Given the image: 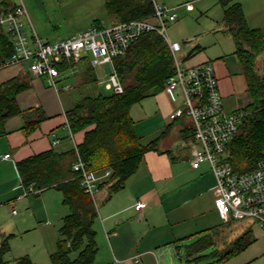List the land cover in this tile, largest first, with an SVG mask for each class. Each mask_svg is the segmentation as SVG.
<instances>
[{"label": "crops", "instance_id": "crops-1", "mask_svg": "<svg viewBox=\"0 0 264 264\" xmlns=\"http://www.w3.org/2000/svg\"><path fill=\"white\" fill-rule=\"evenodd\" d=\"M216 1L219 4L218 0ZM237 1L242 6L247 24L250 27L259 28L264 36V0ZM7 2L11 5L17 0H7ZM172 6L174 12L180 8L186 11L194 9L193 1L189 0ZM220 7L222 9L221 5ZM110 15L112 16L111 21L105 24L115 21V16ZM28 23L30 24L29 20ZM211 30H213L212 36H231L225 30L222 16L221 24L212 27ZM183 46L186 50L185 54L181 55L187 64L208 61L213 65L225 110L232 111L242 108L251 101L246 90V80L241 65L233 54L234 48L224 51L219 45L216 46L218 52H214L210 49L214 45L187 41L183 42ZM78 64L84 66L83 72H78L80 81L97 80L95 66L89 64L91 69H87L86 60ZM78 64L71 69L72 73L77 71ZM67 69L69 68L65 70ZM63 71L56 78L54 85L47 76L32 74L25 63L0 66V83L14 78L26 84L14 96L19 112L9 115L0 124V130H3L0 134V201L5 200L10 203L13 201L12 198H18L22 194L40 196L47 190L60 193L55 187H47L38 191L32 184L25 187L16 163L33 154L49 151L57 163L56 169L65 173L75 160L76 150L74 148L81 141L83 131L69 134L65 127V112L78 99L89 94H82L78 99L69 92L64 94L71 86L65 83V80L63 81V78L68 77V74L62 75ZM66 84L69 85L68 88L64 87ZM134 105L137 108H134ZM174 105L175 102L171 100L168 92L162 88L130 107L131 112L134 109L138 110H134L137 113L136 118L143 123L140 135L135 130L140 141L147 143L158 137L155 148L144 153L136 171L126 179L122 188L107 196V188L98 186L94 203L97 211L96 217L100 222L104 239L107 240L108 252L116 264H153L154 259L147 255L154 256L153 248L172 238L174 224L183 223L185 225V220L193 216L200 217L206 211L213 213L216 220L221 219L214 206L213 174L207 173L201 165L198 168L191 167L190 158L193 150L191 122L186 117L170 118L169 113ZM41 116L42 119L36 127L30 133H25L22 129L25 123ZM131 116L133 118V115ZM135 121L136 119H134V129L137 125ZM54 135L58 138V142L52 145ZM141 136L146 138L145 142L141 140ZM5 153H9V156L4 157ZM15 176L16 179L19 177V184L13 178ZM103 179L104 177L100 178V182ZM19 188L22 189L19 195L12 197L13 192L18 191ZM29 188L34 191H29ZM209 192L211 195L208 196L206 205L198 202L199 198L204 194H210ZM137 200L143 202L142 208L138 210L134 207ZM11 213L16 214V211L12 209ZM94 221L96 239L98 230L94 227ZM237 221L239 220L223 222L225 227L232 226L236 232ZM204 222L201 220L199 224H204ZM243 231H240L239 235ZM8 234L14 235L12 232ZM237 236L235 235V238ZM96 243V254H98L100 248L97 239ZM94 264H97L96 260Z\"/></svg>", "mask_w": 264, "mask_h": 264}, {"label": "trees", "instance_id": "trees-1", "mask_svg": "<svg viewBox=\"0 0 264 264\" xmlns=\"http://www.w3.org/2000/svg\"><path fill=\"white\" fill-rule=\"evenodd\" d=\"M218 2L223 9L225 30L234 43L233 54L241 65L246 90L251 98L243 107L247 114L228 143L226 159L233 169L246 171L253 168L264 155V36L259 28L247 24L240 2ZM9 5L7 0H0V11ZM104 6L109 14L115 16L114 22L145 17L153 10L152 0H105ZM11 51V43L0 29V62ZM113 63L123 85L122 92L84 95L65 112L71 132L83 131V137L76 147L80 158L87 162V168L97 175L105 170L110 171L98 184L100 188H107V196L122 188L126 179L136 171L144 153L155 148L158 137L147 143L140 141L130 107L163 88L171 72L172 59L163 39L154 32H145ZM68 66L69 63L65 61L57 65L60 72ZM86 68L91 69L87 59ZM25 85L14 78L0 83V124L9 115L19 112L14 96ZM41 119L42 116L28 120L22 129L30 133ZM53 157L49 151H45L16 163L25 187L32 184L37 191L55 187L61 193L62 203L69 208L58 229L56 249L49 254L50 264H94L97 253L96 231L93 228L97 216L96 205L81 188L71 164L68 172L61 173L56 169L57 163ZM230 221L232 219L227 222ZM250 233V228L245 229L235 238L231 248L222 253V257L243 250L253 241ZM11 235H0V264H10L5 255L10 250ZM211 243V238L198 237L186 246L187 260L196 259L195 254ZM212 254L221 255L217 251ZM16 264H32V261L24 255L17 258Z\"/></svg>", "mask_w": 264, "mask_h": 264}, {"label": "built area", "instance_id": "built-area-1", "mask_svg": "<svg viewBox=\"0 0 264 264\" xmlns=\"http://www.w3.org/2000/svg\"><path fill=\"white\" fill-rule=\"evenodd\" d=\"M152 4L153 10L148 16L110 24L95 22L69 36L46 40L35 33L28 23L23 1L17 0L0 11V29L12 46L9 56L0 62V66L25 63L32 74L47 76L55 85L61 73L57 65L62 61L68 62L71 69L86 59L91 66L109 63L112 71L106 87L120 93L123 85L115 71L114 60L122 56L143 33H156L167 45L172 59L171 72L163 85L175 102L169 117H186L191 122V167L198 168L207 162L214 177V206L223 221L249 220L264 232V155L246 171L233 169L226 159L228 143L247 111L243 107L232 111L223 108L213 65L208 61L187 64L180 54L181 43L171 41L166 33V22L176 19L173 7L155 0ZM65 127L72 134L67 116ZM57 142L54 135L51 144ZM74 149L76 158L71 168L77 173L83 191L95 203L100 178L107 177L110 171L105 170L100 176L94 174L87 168V162L80 158L76 146ZM8 156L9 153L4 154V157ZM29 191L34 190L29 188ZM142 206L141 200L134 204L137 210Z\"/></svg>", "mask_w": 264, "mask_h": 264}, {"label": "rangeland", "instance_id": "rangeland-1", "mask_svg": "<svg viewBox=\"0 0 264 264\" xmlns=\"http://www.w3.org/2000/svg\"><path fill=\"white\" fill-rule=\"evenodd\" d=\"M22 1L35 33L46 40L69 36L88 28L96 21L109 23L112 17L104 6L105 0ZM156 1L173 7L172 5L186 0ZM189 1H193V10L176 9L177 19L171 23L166 22L168 38L182 44L180 54H185L186 48L183 46V42L186 41L214 45L210 47L214 52L218 50L216 46L219 45L223 47L224 51L233 49L234 43L231 36H212L211 28L221 24L222 9L220 4L216 0ZM77 68L74 73L71 68L63 71V76L68 74V77L63 78V81L65 80V83L67 82L71 86L68 88L69 91H65L64 94L69 92L78 99L82 94L94 96L98 93L113 92L111 88L106 87V80L112 71L109 63L94 67L97 80L80 81L78 72H83L84 66L78 64ZM135 106L134 108H137ZM134 110L130 113L136 119L135 130L140 135L143 123L137 120V113ZM141 140L145 142L146 138L141 136ZM201 166L203 170L212 175L207 162L201 163ZM13 178L16 179V176ZM16 181L18 184L20 183L19 177ZM20 190L22 189L19 188L18 191L13 192L12 197H17ZM60 194L55 190H47L41 193V198L35 194L28 196L22 194L18 198H12L13 201L10 203L5 200L0 201V235L14 233L9 239L10 250L5 255L10 264H16L17 258L24 255L31 259L32 264H50L49 254L56 249L59 238L58 229L62 223L61 218L69 212L68 206L62 203ZM210 195L211 193L204 194L198 199V202L206 205ZM12 209L16 211V214L11 213ZM95 218L94 227L98 230L96 239L100 248V253L96 254L95 260L97 264H116L108 252L107 240L104 239L98 217ZM201 220L205 221L204 224H199ZM185 222V225L183 223L174 224L172 238L153 248L154 256L147 255L154 259L153 264H264V232L255 223L249 220L237 221L236 232H234L232 226L225 227L221 219L216 220L213 213L208 211L200 217L193 216ZM247 228H250V236L253 241L243 250L222 257V253L231 248L235 235H239L240 231ZM202 235L205 238H211L212 243L198 251L195 254L196 259L188 261L185 254L186 246ZM214 251L221 255L214 256L212 254Z\"/></svg>", "mask_w": 264, "mask_h": 264}]
</instances>
